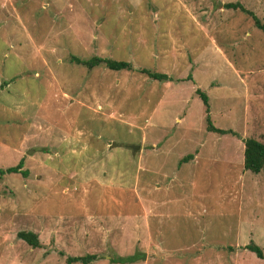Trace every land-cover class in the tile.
Here are the masks:
<instances>
[{
  "label": "rangeland",
  "instance_id": "obj_1",
  "mask_svg": "<svg viewBox=\"0 0 264 264\" xmlns=\"http://www.w3.org/2000/svg\"><path fill=\"white\" fill-rule=\"evenodd\" d=\"M235 1L0 0V169L27 171L0 178V264H264L242 248L264 255V166L205 131L195 94L214 127L264 142V33ZM239 2L264 24V0Z\"/></svg>",
  "mask_w": 264,
  "mask_h": 264
},
{
  "label": "trees",
  "instance_id": "obj_2",
  "mask_svg": "<svg viewBox=\"0 0 264 264\" xmlns=\"http://www.w3.org/2000/svg\"><path fill=\"white\" fill-rule=\"evenodd\" d=\"M223 8L225 9H231V10H238L241 13L249 16L251 20L253 21L254 27L259 29L264 33V24L260 22V20L249 10H246L242 4L239 2V0H236L235 2H229L223 4ZM70 62L84 66L87 68V70H92L93 68L102 65L107 70L111 71H120V70H126V71H132L136 72L138 74H141L151 80H156L159 82H169L172 81L170 77H168L166 74L157 73V72H151L146 69H140V68H134L132 65L126 61H117L109 58H100L93 56L87 60L79 59L75 56L69 57ZM185 80H191L190 74H188L185 77ZM195 94L199 97L203 107H204V121H205V131L210 133H215L219 135L229 134L233 137H236L238 139H241L243 143V162H242V168L245 171H249L251 173L257 174L260 172V170L264 166V142H260L259 140H256L253 137L248 138H240L237 133L232 131L231 129H221L216 128L212 125L209 117V105H208V99L206 95L200 91L199 89L195 90ZM191 155H187L183 157L179 164L185 163L188 159H191ZM23 167V158L19 159V161L14 165L10 167H6L4 169H0V178L5 174H11V173H18L22 177H26L27 171L22 169ZM16 237L20 240H22L24 243H26L29 247L36 249L40 248V243L38 241V238L35 233L30 231H19L16 233ZM244 250H247L254 254V256L264 261V255L262 253V250L255 245L252 241L248 242L246 245L242 247ZM233 250V249H229ZM143 257V255H141ZM139 256L138 253H134L129 256H119L114 257L111 259V262L116 264H126V263H134L138 259L142 258ZM95 254H85L82 256H66L64 258L65 264H91L93 261L96 260Z\"/></svg>",
  "mask_w": 264,
  "mask_h": 264
},
{
  "label": "water",
  "instance_id": "obj_3",
  "mask_svg": "<svg viewBox=\"0 0 264 264\" xmlns=\"http://www.w3.org/2000/svg\"><path fill=\"white\" fill-rule=\"evenodd\" d=\"M130 149H131L132 151H135L136 149H138V147H137V146H131Z\"/></svg>",
  "mask_w": 264,
  "mask_h": 264
}]
</instances>
